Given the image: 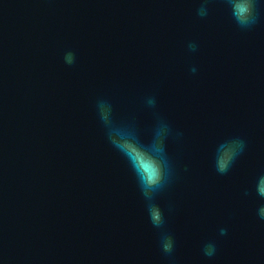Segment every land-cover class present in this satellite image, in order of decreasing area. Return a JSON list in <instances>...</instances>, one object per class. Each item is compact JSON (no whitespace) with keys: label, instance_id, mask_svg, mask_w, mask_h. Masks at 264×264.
<instances>
[{"label":"water","instance_id":"obj_1","mask_svg":"<svg viewBox=\"0 0 264 264\" xmlns=\"http://www.w3.org/2000/svg\"><path fill=\"white\" fill-rule=\"evenodd\" d=\"M257 9L241 29L226 0H0V264H264ZM99 101L145 145L167 126L161 228ZM230 141L242 150L221 174Z\"/></svg>","mask_w":264,"mask_h":264},{"label":"clouds","instance_id":"obj_2","mask_svg":"<svg viewBox=\"0 0 264 264\" xmlns=\"http://www.w3.org/2000/svg\"><path fill=\"white\" fill-rule=\"evenodd\" d=\"M231 8L232 16L236 24L241 29H249L254 26L259 19L257 0H226ZM198 14H207L203 6L198 10ZM189 47L195 50V45ZM65 62L74 63V54H65ZM195 71V69H193ZM154 99H149L148 104L154 105ZM97 111L103 123L109 143L127 160L132 172L135 174L141 194L147 202V210L152 225L161 228L164 225V215L158 205L153 201L155 195L161 191L168 181L170 174L169 162L166 158L163 141L167 135V126H160L149 145L143 144L135 129L130 126H121L112 119V107L106 101H99ZM242 141H230L221 144L216 158L217 171L226 173L230 168L236 154L237 147L242 150ZM257 194L264 197V176L258 179L256 186ZM258 215L264 219V206L258 209ZM227 230L220 229V235H226ZM161 247L165 253H171L174 247L173 238L170 235H163ZM204 254L211 257L215 254L216 248L212 243L204 246Z\"/></svg>","mask_w":264,"mask_h":264}]
</instances>
